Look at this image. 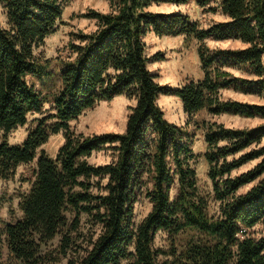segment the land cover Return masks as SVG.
Returning <instances> with one entry per match:
<instances>
[{
  "label": "trees",
  "instance_id": "16d2710c",
  "mask_svg": "<svg viewBox=\"0 0 264 264\" xmlns=\"http://www.w3.org/2000/svg\"><path fill=\"white\" fill-rule=\"evenodd\" d=\"M67 1L0 0L8 24L0 28V179L33 161L51 134H64L55 157L39 151L33 182L19 197L21 214L0 230V257L5 250L7 264L58 261L72 247V233L77 232L80 214L86 213L100 226L99 235L68 264H264V236L247 234L264 220V123L242 129L216 121L197 123L206 144L203 157L212 199L219 202L214 215L208 197L197 189L187 125L169 122L157 104L160 94H170L187 114L204 109L211 115L264 121V0H220L231 21L206 28L179 11L151 10L189 0H106L109 14L95 9L84 13L95 20L97 31L73 33L66 58L43 59L34 47L54 32ZM214 2L196 0L217 13ZM148 33L196 39L202 76L178 87L157 83L146 66L162 59L163 53H145L143 38ZM206 38L240 41L248 47L210 48ZM109 67L121 74H108ZM227 90L257 101L222 98ZM117 95L138 100L125 135L71 131L69 121ZM46 103L52 112L35 118L22 142L10 143L7 133L24 125L29 114L43 113ZM105 145L115 150V161L87 162ZM253 160L250 168L233 175ZM105 177L108 182L101 184ZM254 181L245 192H237ZM175 184L177 192L171 197ZM142 193L152 210L134 227L133 205ZM186 230L193 233L183 245H175L174 237ZM157 231L168 234L166 249L153 247ZM56 236L57 251L43 253L42 246Z\"/></svg>",
  "mask_w": 264,
  "mask_h": 264
},
{
  "label": "rangeland",
  "instance_id": "374dc122",
  "mask_svg": "<svg viewBox=\"0 0 264 264\" xmlns=\"http://www.w3.org/2000/svg\"><path fill=\"white\" fill-rule=\"evenodd\" d=\"M105 4L109 8L108 2L106 0H69L65 3L62 11L61 18L57 21V26L54 32L47 35L41 42H39L34 47V53L40 55L43 59H54L55 57L66 58L69 53L68 43L74 41L72 34L82 31L90 32V29L96 27L95 20L89 17H85L89 9H95L104 12ZM157 8H166L175 6L176 10L181 13L186 14L192 21H195L199 27L206 28L213 24L214 22L209 19L208 14L212 13L208 11L207 7H200L196 0H189L184 4H159L154 5ZM153 6L151 7V9ZM183 9V10H181ZM0 14H5V9L0 5ZM165 12V11H160ZM174 12V11H171ZM215 14V13H212ZM7 24V18L5 20ZM8 25V24H7ZM145 42V53L147 55H152L157 51L163 53V58L150 62L148 66L155 65L156 67L151 71L155 75V80H173L175 83H166L161 85H168L170 87H178L182 85L187 79H198L202 76V71L197 55L198 42L196 39H185L184 35H162L156 36L153 33H148L143 38ZM207 41H212L213 43H224L227 41L234 40H214V39H204V43L207 45ZM155 49V51H153ZM51 53V55H49ZM50 71L54 70V62H51L49 67ZM35 86L41 89L43 92V85H41L39 80H35ZM229 92L223 91L222 98H233L226 96L225 93ZM232 92V91H231ZM238 96H243L246 99L257 101L256 98L251 96H244L240 93L233 92ZM120 96V95H117ZM110 100H104L97 103L95 106L85 109L77 118L69 121L70 129L75 135L89 136L96 134L91 131L94 127L103 126L111 120L112 113L116 107V97ZM126 96V95H124ZM127 97V96H126ZM129 98V97H127ZM171 99L172 105L169 106L165 103L166 100ZM235 99V98H233ZM241 100V99H238ZM157 104L163 111L164 117L171 123L178 126L187 125V129L190 133V144L191 149L194 154V158L191 161V165L194 167L197 176V189L202 195H206L209 199V211L210 214L217 215L219 202L212 199L211 181L207 176V163L203 157L206 144L203 137V129L197 125L198 122L204 121H216L221 122L224 125L234 122L237 118L243 121H247L245 127H252L256 125L255 121L259 118H243L238 116L220 114L211 115L206 110L202 109L196 111L192 114H187L184 112L183 107L179 99L170 94H160L157 98ZM51 111L50 103H46L43 107V113L29 114L27 117V122L18 126L7 133L8 141L17 140L18 143L22 142L26 137L28 130L33 126V121L35 118L46 115ZM175 116V121H171L169 117ZM75 121V123H71ZM118 123V122H117ZM81 124H83V130H81ZM2 131H0V136ZM64 143V134L62 131L58 133L51 134L45 143H43L38 149L36 157L40 150H43L50 157H55L57 150ZM104 153L105 156L110 154L111 162L116 160V152L110 146L105 145L104 147L94 150L89 157L86 158L87 162L94 165L97 164L95 161L100 158L99 154ZM36 157L33 161L28 163H23L17 166L15 172L7 179H0V230L4 227L6 222H11L17 218L21 213L18 208V201L21 193L26 192L33 182L34 179V169L36 167ZM257 160H253L246 163L242 167L233 171V173L238 174L242 171L240 169L247 170L250 168ZM264 176V174L262 175ZM105 179V178H104ZM104 179L100 180L101 184H104ZM97 181V178H91V182ZM256 181L242 186L237 192H245L249 185L254 184ZM150 182H147V186L150 187ZM246 189V190H245ZM93 191L96 192V188L93 187ZM177 192V185L175 184L171 190L170 195L174 197ZM151 204L148 198L142 193L138 196L137 200L133 205V225L136 227L141 221L138 219L140 214L136 205L141 207L145 206V203ZM71 218V215H69ZM80 224L76 233H72L73 244L68 250L65 256H60L58 261L51 264H68L70 259H73L78 254H82L84 249L90 247V241L94 240L97 236V232L100 231V226L98 224H93L90 217L86 213L80 214ZM259 225V227H257ZM193 231L186 230L180 232L174 237L175 245H183ZM247 234L251 237L264 236V220L256 223L250 229L247 230ZM60 236H56L53 240L48 242L46 245L42 246V252L51 251L55 253L59 246ZM169 245L168 234L163 231H157L153 239V247H163L167 248ZM3 255L0 257V264H7L8 259L6 257L5 250H3ZM11 263V262H10ZM11 264H19L18 262Z\"/></svg>",
  "mask_w": 264,
  "mask_h": 264
},
{
  "label": "clouds",
  "instance_id": "9594fccd",
  "mask_svg": "<svg viewBox=\"0 0 264 264\" xmlns=\"http://www.w3.org/2000/svg\"><path fill=\"white\" fill-rule=\"evenodd\" d=\"M212 7H217L218 11L215 14L209 13V19L215 23H227L231 21V17L228 16L227 14H224L222 12V5L220 4V0H215V2L211 5ZM154 12H160V11H165V12H171V11H175L176 7L175 6H171V7H166V8H157L155 6H153V8L151 9ZM183 10V9H181ZM2 11V10H0ZM112 10L109 9L107 7V4H105L104 7V14L107 15L109 14V12H111ZM113 15H119V12H112ZM6 17L2 14H0V28H8V25L5 23ZM98 29L96 27H93L90 29L91 32H95ZM208 47L210 48H238V49H244L246 47H248L247 44H244L240 41H236L235 43H233L232 41H227L224 43H213L212 41H207L206 42ZM153 51H155V49H153ZM49 55H51V53H49ZM148 71H152L156 66L155 65H151V66H146ZM106 72L108 74H112L113 76L119 75L121 74V70L120 69H114L112 67H109ZM237 76L240 75V73H236ZM115 82V81H113ZM159 84H166V83H175V81L173 80H169V79H165V80H159L156 81ZM226 96H230L233 97L235 99H246L243 96H238L235 93L229 91L225 93ZM116 107L115 110L112 113V117L111 120L106 123L103 126H98V127H94L93 129H91V131L95 132L97 135L101 134V133H113V134H118V135H125L126 134V124L128 121V117L133 115V109H135L138 105V100L135 97L132 98H127L124 95H120L117 96L116 98ZM166 104H168L169 106L172 105V100L168 99L165 101ZM169 119L171 121H175L176 117L175 116H171L169 117ZM118 122V123H117ZM71 123H75V121H72ZM256 124L259 123H264V121H255ZM247 124V121H243L240 120L239 118H237L234 122L229 123L227 125V127L232 128V129H242L243 127H245V125ZM81 130H83V124H81ZM10 143H18L19 141L17 140H10ZM118 143V142H117ZM221 144H223V141L220 142ZM100 158L97 159L95 162L97 164H108L111 162V156L110 154L108 156H105L104 153H100L99 154ZM253 163H256L255 161ZM240 171H245V169H240ZM233 175H235V173H233ZM108 182V178L105 177L104 179V183L106 184ZM248 187H251V185H249ZM246 190V189H245ZM105 195H107V193H104ZM136 208L139 210L140 214L138 216L139 220H143L144 218H146L149 214V212L152 210V205L148 204L147 202L145 203V206L141 207L140 205H136ZM257 227H259V225H257ZM99 235V232H97V236ZM257 239H259V236L256 237ZM240 239H244L243 236L240 237Z\"/></svg>",
  "mask_w": 264,
  "mask_h": 264
}]
</instances>
